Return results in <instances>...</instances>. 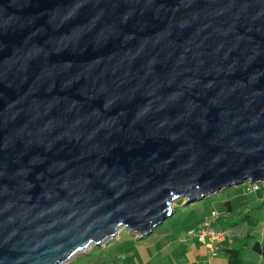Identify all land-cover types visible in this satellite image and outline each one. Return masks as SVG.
Wrapping results in <instances>:
<instances>
[{
    "label": "water",
    "instance_id": "obj_1",
    "mask_svg": "<svg viewBox=\"0 0 264 264\" xmlns=\"http://www.w3.org/2000/svg\"><path fill=\"white\" fill-rule=\"evenodd\" d=\"M264 182V0H0V264Z\"/></svg>",
    "mask_w": 264,
    "mask_h": 264
},
{
    "label": "rangeland",
    "instance_id": "obj_2",
    "mask_svg": "<svg viewBox=\"0 0 264 264\" xmlns=\"http://www.w3.org/2000/svg\"><path fill=\"white\" fill-rule=\"evenodd\" d=\"M247 182L248 180L240 185H234L217 191L204 199L191 202L189 206L185 202L181 203L184 199L176 200L173 204V207L176 209L175 214L166 219L156 231L160 233L163 230L175 229V234H177L179 230V232L181 231L187 235L188 229L198 227L199 222L203 221L205 215L211 210H222L225 208L224 201L229 198L233 200L236 199L237 203L235 204V208L237 210L239 209V201L244 199L247 200L244 209L263 203L264 189L257 192L253 191L252 184H247ZM256 184L264 185V182H256ZM253 214L262 218L261 225L256 229V233H258L259 238L262 239L264 234V207L259 210H254ZM239 220L240 219L235 216H227L226 218L221 219L220 222H217L215 226L218 229H224L228 233V239L229 236L238 235L237 242L234 241L235 238L231 237L234 241L233 244L236 242L235 246L239 247L240 245H246L242 250V257L245 264H264V256L252 248L253 240L250 239V241L247 242L244 235H240V230L244 229L241 227L242 224L236 226L232 225V223L239 222ZM131 233L138 236L137 233ZM131 233L123 228L115 237L108 239L101 245H91L86 250L76 254V256L65 264H129V261L124 258L122 259V256L136 252L135 245L136 247H139L138 244L140 243H155L153 239L143 241L142 239L135 238ZM190 237L192 238L193 236ZM139 252H141V250ZM221 259L227 260L228 254L222 252ZM224 263L227 264L226 262Z\"/></svg>",
    "mask_w": 264,
    "mask_h": 264
},
{
    "label": "crops",
    "instance_id": "obj_3",
    "mask_svg": "<svg viewBox=\"0 0 264 264\" xmlns=\"http://www.w3.org/2000/svg\"><path fill=\"white\" fill-rule=\"evenodd\" d=\"M202 222H199L198 227L188 229V232L192 229H198ZM156 229L141 238L132 233L135 238L143 241L153 239L155 243H140L138 244L139 247L135 245L136 252L124 255L122 259H127L129 264H225L224 262L230 264L229 256L225 260L221 259V254L226 252V248L234 246L231 239L224 241L221 244L222 249L220 252L217 255H213L211 249L197 236L189 235V233L186 235L181 231L179 232V230L175 234V229L163 230L158 233ZM190 236L193 237L191 238ZM140 250L141 252H139Z\"/></svg>",
    "mask_w": 264,
    "mask_h": 264
},
{
    "label": "trees",
    "instance_id": "obj_4",
    "mask_svg": "<svg viewBox=\"0 0 264 264\" xmlns=\"http://www.w3.org/2000/svg\"><path fill=\"white\" fill-rule=\"evenodd\" d=\"M261 185L258 184L257 190H253V189L252 190L256 191V192L263 190L264 185H262V187H261ZM234 200L229 198L228 200L224 201L225 208H223L222 210L213 209L207 215H210L213 211H217V217L215 218V221H214V227L215 228H216L215 224L217 222H220L221 219L226 218L227 216H235L238 219H240L239 222H234V223H232V225L236 226V225L242 224L241 227H243L244 229L240 230V235L241 234H242V236L244 235L247 242H249L250 239H252L253 240V243H252L253 250H255L256 252H258L262 256H264V234H263V238L260 239L258 236V233H256V229L262 223V218H260V216L253 214L254 210H259V209H262L264 207V202L260 203L259 205L244 209L245 203L247 201L244 199V200L239 201V203H238L239 209L237 210L235 208V206H236L235 204L237 203V201H236V199H234ZM185 201H186V199H184V201H182L181 203H183ZM187 205H190V203ZM175 212H176V209H175ZM231 237L235 238L234 241L237 242L238 235L229 236V239H231ZM139 238H141V237H139ZM227 239H228V237H227ZM231 240H233V239H231ZM236 242H235V244H236ZM235 244L233 247L226 248V253L229 256L230 264H245V261L242 257V250H243V247L246 245H240L239 247H237V246H235Z\"/></svg>",
    "mask_w": 264,
    "mask_h": 264
},
{
    "label": "built area",
    "instance_id": "obj_5",
    "mask_svg": "<svg viewBox=\"0 0 264 264\" xmlns=\"http://www.w3.org/2000/svg\"><path fill=\"white\" fill-rule=\"evenodd\" d=\"M247 184H252V189L257 190L258 184L248 180ZM217 217V211H213L210 215H206L198 229H192L189 235L197 236L212 251L213 255H217L222 249L221 244L227 239L228 233L223 229L214 227V221Z\"/></svg>",
    "mask_w": 264,
    "mask_h": 264
}]
</instances>
